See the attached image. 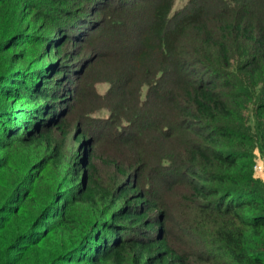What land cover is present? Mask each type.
<instances>
[{"label":"trees","instance_id":"trees-1","mask_svg":"<svg viewBox=\"0 0 264 264\" xmlns=\"http://www.w3.org/2000/svg\"><path fill=\"white\" fill-rule=\"evenodd\" d=\"M101 1L0 0V54L29 56L42 39L31 35L42 31L36 8L53 18L51 68L0 71V177L2 156L19 146H44L50 155L35 166L64 175L47 203L30 172L0 185V264H264V182L254 174L256 151L264 161V0H189L174 12V0ZM70 43L77 54L62 50ZM81 53L75 69L63 64ZM96 61L111 75L101 98L129 102L75 133L66 157L53 137L68 135L54 122L65 97L25 85L51 72L76 79ZM19 89L33 106L21 122L4 105ZM101 144L110 154L97 155ZM42 248V261L29 260Z\"/></svg>","mask_w":264,"mask_h":264},{"label":"rangeland","instance_id":"rangeland-1","mask_svg":"<svg viewBox=\"0 0 264 264\" xmlns=\"http://www.w3.org/2000/svg\"><path fill=\"white\" fill-rule=\"evenodd\" d=\"M188 1L189 0H174L173 12L184 7L188 3ZM100 2H104V1L100 0ZM111 3L112 4L109 5L107 4V5L111 7L115 5L117 1L111 0ZM107 5L105 7H107ZM109 11L111 10L109 9L106 10V13H109ZM34 14H36V18H34V21L37 24L36 26H39V29H41L42 31L38 32L36 30H33L31 32V35L33 37L35 36L42 37V39L36 41V44L34 46L29 47V50L31 52L29 56H27L26 58L24 57L20 58L18 56L20 49L14 52L16 53V57L18 56L16 59L12 56L14 54L13 52L0 54V71H8L9 74L13 66H9L7 68L4 67L8 63L10 65L11 62L15 63V69L18 68L26 69L33 65H35L34 68L38 66L39 70H42L44 67L51 68L52 63L47 62L49 58L47 59L46 57L45 58L43 57L46 56V53L48 52V49H46V51L44 50L45 37L47 38L48 36V33L45 31L52 30V28H49L50 27L49 21H52L53 18H51L50 15H47L45 12H43L42 8L41 9L36 8V12ZM84 16L87 20H89L91 17L86 15ZM44 24L46 26L45 29H44ZM52 38L55 46L58 47L62 45L64 38L59 39V34L57 31L54 32V35L52 34ZM62 50L65 53H67V55L68 54L75 55L77 54L78 48L75 43H70V44H64ZM85 55L92 56V54L89 51H86ZM85 55L81 53V57L73 59L72 61H70V59L68 58V60H66L67 62L63 64H66L74 68L79 62V60L83 58ZM41 58H43V60ZM61 59L65 60V57L64 58L61 57ZM68 61H70V63H68ZM54 64L60 65L59 61L58 63L55 62ZM103 65L105 64L100 65V62L96 61L95 65H91L85 68L82 75H80L79 77L77 76L76 79H74L72 75H68V74H65L66 79L62 78L63 75L58 78L52 79L53 72H51L49 75L43 74L42 77L37 78V80L36 78H30L32 80H30V82L25 85L27 90H28L27 88L28 86L31 88L38 86L39 90L46 91V95L50 93L51 95H58L65 97L64 100L62 99V104L59 101L55 102V105H58L60 109L56 110L58 118L54 120V122L64 123L68 135L67 137L63 138L60 132L58 133V131H55L53 133V137L56 143L58 144V146L60 148L62 147V151L66 157H69L71 155L75 156L76 154L78 142L74 138L75 133L78 132L77 134H81L82 127L92 129V126H95V124H97V122L95 123V119H99V118L104 119L110 116L111 111L109 109H114L117 112L119 110H120L119 112H121L122 110L123 112L121 113H124L125 108L123 109L118 106L122 105V103H125L124 105L127 106L126 103L129 102L128 98L119 97V95H113L109 100H107V98L106 99L101 98V96H103L106 93L110 85L108 81L110 80L111 77L109 69ZM99 67L101 69H99ZM33 80H35L38 84H33L32 83ZM57 80L62 81V85L59 87L56 85ZM18 93L19 94L14 99L10 98L6 100L7 102H4V105L8 108L7 117L16 118L18 119L17 122L18 121L21 122L20 120L22 119L21 115L28 113V111L30 110L28 109L27 106H30V108H33V106L29 98L27 97L28 93L26 90L25 91L20 90L18 91ZM141 98H143V95L141 96ZM25 111L27 112L24 113ZM101 152L106 153L107 155L110 154L108 145L101 144L99 147H97V155H102ZM45 155L49 156L50 151L47 150L44 146L43 147L19 146L14 148L8 154L4 153L2 157L9 156L8 158L9 163L7 164H10V166L8 165V171H5L0 177V185L6 186L7 183L10 182L14 183L19 179L20 176L25 178V176L30 172L32 176L35 175L36 177L32 188V193L38 198L39 203L49 202L50 198L55 193L56 184L60 182V180L63 178L64 175L62 173L63 171L61 166L60 169L50 165H48L44 169L35 166V163L42 161ZM254 162H255L254 174L256 177L260 178L264 182V161L261 155L259 154V152L257 151L255 152ZM256 165L260 166L261 168L256 169L255 168ZM99 173L104 184L108 186L110 183L109 180H111L112 178L111 177L112 175L110 174L111 171L101 166ZM8 186L9 185H7V188ZM77 211L80 214H85V215L88 213L83 206H80ZM45 251L46 249L43 248L41 250L38 249V252H31L28 258L29 260H33V257L36 254V256H38L42 261L43 259L41 258H43Z\"/></svg>","mask_w":264,"mask_h":264},{"label":"built area","instance_id":"built-area-1","mask_svg":"<svg viewBox=\"0 0 264 264\" xmlns=\"http://www.w3.org/2000/svg\"><path fill=\"white\" fill-rule=\"evenodd\" d=\"M256 166H257V165H256ZM256 166H255V168H256V169H257V168H258V169H260V168H261L260 166H257V167H256Z\"/></svg>","mask_w":264,"mask_h":264}]
</instances>
